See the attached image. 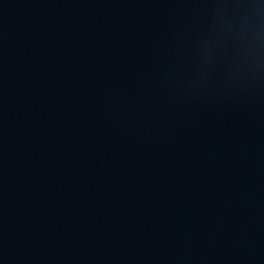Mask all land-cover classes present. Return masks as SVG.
Listing matches in <instances>:
<instances>
[{"label":"water","instance_id":"1","mask_svg":"<svg viewBox=\"0 0 264 264\" xmlns=\"http://www.w3.org/2000/svg\"><path fill=\"white\" fill-rule=\"evenodd\" d=\"M264 166V0H98Z\"/></svg>","mask_w":264,"mask_h":264}]
</instances>
